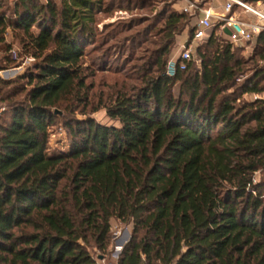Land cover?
<instances>
[{"label": "trees", "instance_id": "1", "mask_svg": "<svg viewBox=\"0 0 264 264\" xmlns=\"http://www.w3.org/2000/svg\"><path fill=\"white\" fill-rule=\"evenodd\" d=\"M10 1L0 41L10 22L37 62L4 98L0 264H99L94 251H106L113 220L131 226L117 264H264V182H253L264 169V99L238 106V96H223L241 67L229 39L210 32L207 47L218 36L227 44L212 54L197 45L199 68L167 76L177 37L188 29L189 42L195 21L174 7L181 0H163L158 47L105 107L114 123L65 122L70 146L50 152L55 118L91 104L93 72L82 58L103 4ZM253 40L262 61L264 31ZM261 81L263 69L241 93L264 92Z\"/></svg>", "mask_w": 264, "mask_h": 264}, {"label": "rangeland", "instance_id": "2", "mask_svg": "<svg viewBox=\"0 0 264 264\" xmlns=\"http://www.w3.org/2000/svg\"><path fill=\"white\" fill-rule=\"evenodd\" d=\"M54 1L58 3L60 0ZM101 1L103 8L100 12L95 13L93 27L96 35L93 39L94 43L84 46L82 58L85 66H90V72H93L86 80V83L92 86L90 91L92 97L89 102L91 104L82 111L83 113H80L79 108L74 113L67 114L66 118H55L48 129V150L50 152L68 150L70 139L65 122L73 124L76 123L73 120H85L90 117L101 124L114 123L106 116L105 107L112 102L121 83L125 81L135 83L134 79L127 80V76H131L134 67L141 64L144 56L146 57L149 52L158 47L160 34H157V30L162 24L159 14L165 10L166 6L163 0ZM39 2H44V0H39ZM183 6L184 2L181 0V3L175 4L174 7L179 9ZM12 9V2L3 0L0 12H3L10 19L9 21L14 16ZM186 14L192 16L189 12ZM194 21L193 19L192 24ZM7 24L0 41V124L8 115V101L4 99L6 90L15 84L18 86L25 84L24 76L32 71L33 64L37 62V59L25 47L26 37L22 30L13 28L10 22ZM32 29L36 30L35 28ZM187 30H184L177 37L179 44L172 47L170 59L177 57L180 46L188 37ZM218 30L216 20H212L207 35ZM206 40L207 37L198 43V49L207 54H212L217 47L220 48V46L227 44L225 39L218 36L217 43L212 47H207ZM230 52L233 54V58L241 63V67L232 86L223 93V96L233 99L238 96L235 103L238 106L253 99L254 95L264 96V92L257 94L241 93L245 81L253 76L256 70H264V60L258 61L255 56L254 40L231 43ZM103 54L105 56L101 59L103 61L98 60ZM195 58H197V62L194 65L199 68L200 57L195 54ZM3 82L11 83L4 85ZM116 82L118 83L117 86L115 85ZM263 83L264 81H261V84ZM173 94H177V88H174ZM21 98L17 95L14 100H21ZM253 182H264V169L254 175ZM130 233L131 226L113 220L106 251L104 253L94 251L99 264H117L122 249L130 238Z\"/></svg>", "mask_w": 264, "mask_h": 264}, {"label": "built area", "instance_id": "3", "mask_svg": "<svg viewBox=\"0 0 264 264\" xmlns=\"http://www.w3.org/2000/svg\"><path fill=\"white\" fill-rule=\"evenodd\" d=\"M183 12H189L195 19L192 38L180 46L177 58L170 59L166 65V75L174 76L183 71L190 62H197L195 48L201 40L208 37V29L212 20H216L218 32L224 34L231 43L252 41L264 31V0H223L221 12H215L208 2L199 0H183ZM243 14H250L247 19ZM228 31V33L225 32ZM254 98H263L254 95Z\"/></svg>", "mask_w": 264, "mask_h": 264}, {"label": "crops", "instance_id": "4", "mask_svg": "<svg viewBox=\"0 0 264 264\" xmlns=\"http://www.w3.org/2000/svg\"><path fill=\"white\" fill-rule=\"evenodd\" d=\"M208 3L209 5H211L215 12H221L223 0H209ZM243 17L247 19L253 18L250 14H243Z\"/></svg>", "mask_w": 264, "mask_h": 264}, {"label": "water", "instance_id": "5", "mask_svg": "<svg viewBox=\"0 0 264 264\" xmlns=\"http://www.w3.org/2000/svg\"><path fill=\"white\" fill-rule=\"evenodd\" d=\"M225 32H226V33H228V31H227V30H225Z\"/></svg>", "mask_w": 264, "mask_h": 264}]
</instances>
